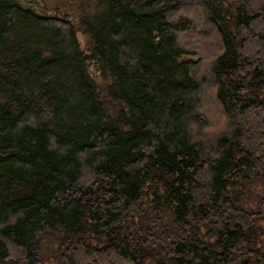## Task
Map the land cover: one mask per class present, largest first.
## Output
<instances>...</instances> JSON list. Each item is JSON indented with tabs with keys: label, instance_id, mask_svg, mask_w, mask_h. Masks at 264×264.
I'll list each match as a JSON object with an SVG mask.
<instances>
[{
	"label": "trees",
	"instance_id": "trees-1",
	"mask_svg": "<svg viewBox=\"0 0 264 264\" xmlns=\"http://www.w3.org/2000/svg\"><path fill=\"white\" fill-rule=\"evenodd\" d=\"M64 8L0 0V264H264V0Z\"/></svg>",
	"mask_w": 264,
	"mask_h": 264
},
{
	"label": "rangeland",
	"instance_id": "rangeland-1",
	"mask_svg": "<svg viewBox=\"0 0 264 264\" xmlns=\"http://www.w3.org/2000/svg\"><path fill=\"white\" fill-rule=\"evenodd\" d=\"M16 1L23 3V5L26 8L33 10L36 14L48 18H54L59 15L63 16L65 13L64 3L66 0H16ZM79 39L81 44L84 46L85 43L84 37L79 35ZM89 69L92 77L95 79V81L98 84L100 85L109 84L108 82H105L103 80V78L100 76V72L96 68L90 65ZM209 111L211 112L213 117L216 116L217 114L216 107L211 106ZM248 190H250V192L247 191V196L245 200H246V204H248V206L251 205L252 207L256 203V198L254 197V195L264 193V185L260 183L253 184L251 187H249ZM260 225L264 228V222H260ZM261 243H262L261 245H264V231L261 236ZM47 246H49V244H47ZM43 253H44V257H46L47 260L51 258V250L47 248L46 245ZM46 264H50V262H46Z\"/></svg>",
	"mask_w": 264,
	"mask_h": 264
}]
</instances>
